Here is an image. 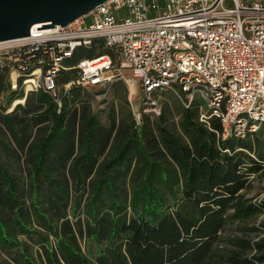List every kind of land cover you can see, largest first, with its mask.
Returning a JSON list of instances; mask_svg holds the SVG:
<instances>
[{
    "label": "trees",
    "instance_id": "1",
    "mask_svg": "<svg viewBox=\"0 0 264 264\" xmlns=\"http://www.w3.org/2000/svg\"><path fill=\"white\" fill-rule=\"evenodd\" d=\"M106 49L78 48L65 61ZM75 76L62 70L57 84ZM80 86L42 90L4 112L21 90L0 71V264H264V199L249 195L264 159L249 138L183 108L178 123L108 114ZM249 152V151H248ZM3 155L24 174L13 173ZM95 245L85 250L83 243Z\"/></svg>",
    "mask_w": 264,
    "mask_h": 264
},
{
    "label": "built area",
    "instance_id": "2",
    "mask_svg": "<svg viewBox=\"0 0 264 264\" xmlns=\"http://www.w3.org/2000/svg\"><path fill=\"white\" fill-rule=\"evenodd\" d=\"M0 41V71L22 96L30 91L60 94L72 86L106 89L115 80L138 81L141 107L156 118L161 92L169 90L184 108L197 106L198 120L221 123V137L246 139L264 123V0H105L68 24L39 28ZM106 49L67 65L78 48ZM75 76L61 86L62 70ZM130 70V73L127 72Z\"/></svg>",
    "mask_w": 264,
    "mask_h": 264
},
{
    "label": "rangeland",
    "instance_id": "3",
    "mask_svg": "<svg viewBox=\"0 0 264 264\" xmlns=\"http://www.w3.org/2000/svg\"><path fill=\"white\" fill-rule=\"evenodd\" d=\"M130 73V70L127 69ZM136 92L133 94V98L130 97V84L127 81L115 80L106 89H86L80 93L79 103H87L91 111L96 114L100 121L103 123L107 122L108 114L114 113L117 117H122L125 119L132 118V112L135 108L134 102L137 103V108L141 107V92L138 81L134 80ZM161 103L162 109L165 112V116L169 123L176 124L180 116V111L184 108L180 99L171 91L165 90L161 92ZM10 95L8 93H3L0 97V104L5 105L9 100ZM246 140V139H244ZM253 146L252 150H243L249 157L260 158L258 155L261 154L264 159V123L260 126L259 130L254 133L248 140ZM249 151V152H248ZM3 159L10 164V168L13 173L22 175L24 179V174L21 165L18 164L14 157H9L3 155ZM249 185V195H253L257 199H264V170L262 173L257 172L250 176ZM83 248L85 250L96 251L95 245L90 242L83 243Z\"/></svg>",
    "mask_w": 264,
    "mask_h": 264
},
{
    "label": "water",
    "instance_id": "4",
    "mask_svg": "<svg viewBox=\"0 0 264 264\" xmlns=\"http://www.w3.org/2000/svg\"><path fill=\"white\" fill-rule=\"evenodd\" d=\"M105 0H0V41L29 35L39 28L64 26Z\"/></svg>",
    "mask_w": 264,
    "mask_h": 264
},
{
    "label": "bare ground",
    "instance_id": "5",
    "mask_svg": "<svg viewBox=\"0 0 264 264\" xmlns=\"http://www.w3.org/2000/svg\"><path fill=\"white\" fill-rule=\"evenodd\" d=\"M130 89H131V91H130V97H131V99L133 98V94L136 92V87H135V82L134 81H130ZM134 104V106H135V108L137 107L136 105H137V103H133Z\"/></svg>",
    "mask_w": 264,
    "mask_h": 264
}]
</instances>
